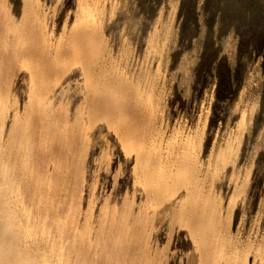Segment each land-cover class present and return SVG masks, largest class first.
<instances>
[{
	"label": "rangeland",
	"instance_id": "obj_1",
	"mask_svg": "<svg viewBox=\"0 0 264 264\" xmlns=\"http://www.w3.org/2000/svg\"><path fill=\"white\" fill-rule=\"evenodd\" d=\"M25 2L26 0H0V15L2 14L0 17L6 21L1 19L3 24L11 19L9 22L13 27L10 28L18 30L22 27L21 17ZM35 2L39 5L35 14L39 16V22L45 34L51 37L54 43L60 40L68 41L73 26L79 22L89 21L97 28L101 42L111 57L112 64L110 63L109 68H113V72L125 77L124 79H127L132 86H137L140 93H143L142 99L151 100L155 112L158 111L162 143L158 141L157 144L152 145L153 148L157 147L156 149L161 150V153L166 156L167 152L174 151L173 147L186 138L185 140L189 141L190 152L193 158L195 156L197 166L200 168L201 177L213 180L215 191L223 196L226 204L235 191V185L230 180L236 178L240 190L239 195L235 194L237 206H235L232 219L233 235H237L239 240L244 239L243 241L247 239L245 237L255 238L257 234L260 237L264 232V0H219L218 6L215 5L214 0L208 1V5L206 0H184L183 5L182 0H37ZM216 8L218 15L213 18L212 15ZM207 35L210 41L206 54L202 57ZM13 38L12 34L10 41L13 42ZM201 61L202 65L199 67ZM81 64L82 62L71 64L68 72L65 71L63 77L60 76L61 80L56 90L55 103L56 105L61 103V112L66 114L61 115L69 121L73 120L78 109L82 111L84 108L85 85L81 73L83 64ZM21 69L16 79L10 76L12 81L9 78L13 87L10 90L12 94L8 98L10 116L4 127L5 132L11 125L14 112L22 116L21 112L27 100L29 76L26 68L21 67ZM252 107H256L253 116L250 115ZM82 117L84 127L81 126L87 135L83 148L86 146L87 148L82 150L81 158L77 156L78 154L75 155L76 161L81 163L79 165L75 161L79 166L78 169L75 163L68 162L71 161L70 153H68L69 146L65 140L62 141L63 151L60 148V152L63 153L61 157L65 156V158L63 157L64 160L60 158L63 160H60L62 168L61 172H57L61 178L56 173L55 175L46 172L44 179L47 181L46 184L49 181L48 186L60 183L58 181L61 180L65 185L62 183L58 185L63 187L62 198L66 200L59 206L63 212L60 208L58 209L57 205L53 207V210L49 205L47 214L58 215L60 213L59 216H61L64 213L66 215L69 207L72 211L77 209L76 213L80 220L75 224V233L81 235L90 232L89 226L83 223L88 213L91 217L89 225L98 227L96 221L100 220L104 234L111 232V235L108 234L109 237L106 236L111 241L114 238L112 232L122 236L119 230L123 211L129 207L127 210L131 208L134 210V215L137 214L139 206L143 204L145 186L149 178L144 175L142 177L141 166L137 165L136 154L131 144L130 146L129 144L124 145L120 138H117L116 132L108 129L102 119H96L89 124L86 117L84 115ZM240 134L241 144L237 147ZM227 146L228 152L231 153L228 155L223 153L225 148L227 150ZM22 152V157H19L20 165L26 168L30 166L28 169L32 171L34 164L30 158L31 154L27 150ZM222 157L227 158L228 162ZM247 174H249V183L246 186L244 181ZM79 177L81 179L79 190L81 191L75 193L74 188L72 195V187L77 184ZM19 178V183L27 178V182L30 183L32 179V177H25L26 179L21 177L20 180ZM70 182L72 189L69 188ZM25 186L22 183V188ZM30 191L32 192V188ZM182 194L178 196L179 199L183 198L184 194ZM68 195H70L69 200ZM33 200H30L32 204L28 200L25 201L27 204L25 207L30 210L31 214L37 211ZM67 201L71 203L68 205ZM174 202L173 199L167 203L164 202L163 206L154 207L155 209L157 207V214L153 226L154 228L163 227L161 229L163 235L158 243L159 255L156 258L152 255L154 252L151 253L148 264H164L166 256L169 260H173L170 264H192L193 258H198L194 243L187 231L176 235L172 245L167 248L166 231L168 230L167 226L164 227L161 223V219L165 215L164 212ZM50 208L51 212L48 211ZM35 214L38 215V212ZM35 214L32 215L33 222L31 220L29 223L30 228L37 227L35 229L37 234L34 235V239H37L35 246L40 245L39 248L45 253L48 251L51 254L47 253L50 259L57 255L55 259H52L53 261L51 260L52 264H62L61 261L63 264H115L116 254L114 252L118 253L117 249L124 245V239H120L122 244L120 241L112 244V241L109 242L106 238L104 239L106 242L104 240L98 242L95 240V233L92 232L89 240H83L84 243L90 241L89 244H82L79 240L73 242L70 244L69 251L64 253L66 256L60 260V248L58 250L55 242L58 237L57 228L49 222L50 219L45 223L46 219L44 221L41 218L36 219ZM128 222L129 233L133 234H130V238H134L137 229L132 228L131 221ZM41 227L43 229L39 232ZM54 233L57 234L56 237ZM152 236L150 245L153 251L156 250L157 244L154 240L156 236ZM71 239H68V242ZM63 246L68 248L69 244ZM113 248L116 250L114 251ZM112 251L113 254H111ZM52 252L57 254L52 256ZM109 255L114 256L115 259ZM120 258L117 257V261H121L122 258ZM132 258L131 261L136 259L135 263H141L139 257L138 259L136 256ZM196 262L197 259L193 264ZM131 263L135 264L133 261ZM249 264H253L252 260Z\"/></svg>",
	"mask_w": 264,
	"mask_h": 264
},
{
	"label": "bare ground",
	"instance_id": "obj_2",
	"mask_svg": "<svg viewBox=\"0 0 264 264\" xmlns=\"http://www.w3.org/2000/svg\"><path fill=\"white\" fill-rule=\"evenodd\" d=\"M35 1L37 0H26L24 3L21 17V24L23 23V25L18 30L10 28L12 26L9 22L11 19L6 24H3L5 19L1 18L2 14L0 15V20L3 19L0 22V264H52L51 260L57 256V253L55 252L54 254L56 256L50 259L51 257L49 255L51 254L48 251L47 253L49 255L39 248L40 245L35 246L37 239H34V235L37 234L35 233L37 227L30 228L29 225L31 224L29 223L33 218L32 215L36 212H38V215L35 214L36 219L41 218L43 221L46 219L45 223L50 219L49 222L52 223L53 227L55 226L57 228L58 231H56L59 239L57 237V241L55 242L58 245V250L60 248V253L62 254L59 255L61 257L60 260L66 256L64 253L69 251L70 244L77 240L82 244H89L90 241L84 243L83 240H89L93 233H95L94 237L98 242L103 241L105 238L110 239L107 237H109L108 234L111 235V232L104 234L100 220L96 221L98 227L89 225V220H91L89 218L91 217H89L88 213L86 217L84 216L83 223L89 226L90 232L81 235L75 233V224L80 220V217L76 213L77 209L76 211H72L70 210L71 207L68 206L72 200L66 202H69L66 205L69 207L68 211L65 210L67 211L66 215L64 213L62 215L65 216H59V212L62 211V208L59 206L66 200V198H62L64 192L63 187L58 185L62 183L61 180L58 181L60 183H54V185L50 182L51 185L48 186L49 181L46 184L47 181L44 179L47 175L46 172L57 174L61 170L60 160L63 157L65 158V156L61 157L63 153L60 152V148L64 140L67 146H69L68 150H70L68 153H70L71 161L69 160L68 162L75 163L76 165V162L79 165L81 164L79 161H76L77 158H75V155L78 154L77 156L80 157L82 150L87 148V146L83 148L87 136L82 125L84 120L83 115L89 124L93 123L96 119H102L108 129H113L116 132L117 138H120V141L124 145L129 144L128 146H130L131 144L136 154L137 165L141 166L142 177L144 175V177L149 178L145 186L146 193L143 192L145 193V198L143 204L139 206L138 212H136L137 214L134 215V210L131 208L127 210L129 208L128 206L123 211V218L119 230L120 233L122 232V236L112 232L114 235V238L111 236L112 244L119 243L120 239H124V245L118 247L119 250L117 249L118 253L114 252L116 259L111 255L116 260V262L114 261L115 264H132V261L135 263V256L136 258L139 257L140 264H142V258L143 264H148V258L153 252L152 255H155L157 258L159 255L158 243L163 235L161 230L163 227L154 228L155 226H153V221L157 214V207L156 209L154 207L157 205L161 206L164 202L167 203V201L173 199L175 202L171 204L170 208L167 207L169 209L165 211L166 213L164 212L165 215L161 219V223L164 224V227L167 226L168 230V232L166 231L168 240L167 248L172 245L176 235H179L182 231H187L190 239L194 243L195 252L198 254V258H193L192 264L195 259H197L195 264H249L251 260L253 264L259 262L260 264L262 262L264 263V232L260 237L258 234L255 238L251 236L245 237L247 238L245 241H243L244 239L239 240L236 237L237 235H233L232 219L235 206H237L235 203V194L239 195L238 192L240 190L237 179L231 178L230 180L235 185V191L226 204L223 196L215 191L216 187L214 186L213 180H209L208 177H201L200 168L197 166L195 156L193 158V154L190 152L189 141L185 140L186 138L181 140L180 143H175L177 146L175 145L173 147L174 151L167 152L166 156L161 153V150H157L156 146V148H153L152 145L157 144L158 141V143H162V137L160 136L161 128L159 126L160 116L157 115L158 111L155 112L151 100L142 99L143 93H140L137 86H132L127 79H124L125 77L123 78L122 75L113 72V68H109L111 57L101 42L100 32L97 28L89 23V21L84 23L79 22V24L73 26L68 41L63 40V42L60 40L54 43L52 42V38L47 37L45 34L44 28L39 22V16L35 14L39 8L38 2L36 3ZM33 15L34 17H32ZM12 34L14 37L13 42L12 40L10 41ZM81 62L83 64H81V73L85 85L83 91L84 108L82 111L78 109L74 114L73 120L69 121L62 117L64 113L62 114L61 112V103L59 105L55 103L57 98L56 90L59 86V80L63 77V73L69 70L71 64ZM21 67L26 68L29 76V88L26 94L27 100L21 112L22 116L20 117L18 112H14L13 116L11 115V125L8 131L5 132L4 127H6L5 124L10 116L8 98L12 94L10 93L11 87H13L11 86V82L13 81V77L16 79ZM9 78L12 80L11 82H9ZM60 96L63 98V94ZM80 108L82 107L80 106ZM254 108L251 110L252 112L250 111L251 116L255 112ZM241 138L240 134L237 147L241 144ZM166 146L168 147V145ZM23 150H27L31 154L30 158H32L34 164V167L31 165L33 167L32 171L28 169L30 166L26 168L19 163L21 162L19 157L23 153ZM61 151H63L62 148ZM223 153L227 155L228 153L231 154L228 152V146L227 150L225 148ZM230 157L229 159H231ZM226 159L224 160L228 162ZM77 168L79 169L78 165ZM75 176L74 179H76ZM18 177H22V179L23 177H32V179L30 183L27 182L28 178H25V181L21 180L24 185L27 186L28 184V187L25 186L22 188V183H19L20 181L18 182ZM59 177L61 178V175ZM59 177L57 178L59 179ZM248 179L249 174H247L244 181L246 186L249 183ZM80 180L79 177L77 184L72 187L73 189L71 188L72 184L70 182L69 188L72 191L75 188V193L78 191L80 193L81 191L79 190V187H81L79 186L81 183ZM73 181V184H75V180ZM62 184L65 185L64 183ZM31 188L32 192L30 191ZM73 193L74 191L72 195ZM180 193L184 194L181 199H179L180 197L178 198ZM69 194L71 195L70 192ZM70 195L67 196V199ZM78 197L80 196L78 195ZM26 199L29 202L30 200L34 201L33 203L36 205L35 209H37L35 213L31 214L30 210H27ZM49 205L52 210L56 205L58 209L60 208L59 214H56L59 218L55 214H47V206ZM33 208L34 206L32 210ZM51 208L48 211L51 212ZM149 211L152 213L151 215ZM128 221L132 222V228L136 227L135 229H137L134 238L132 236L130 238L132 232L129 233L130 230L127 227ZM128 223L130 224V222ZM42 227L39 229V232L43 229ZM56 231L54 232L56 233ZM152 232V235L156 236L154 240L157 244L156 250L153 251L150 245L151 237L153 238L151 235ZM55 233L54 235L56 237L57 234ZM47 234L45 235L47 236ZM85 235L87 236L85 237ZM70 238L72 239L68 242ZM111 241L109 240V242ZM66 242L69 244L68 248H64L65 246H63L67 244ZM120 242V244L123 243L122 241ZM53 252L52 256L54 255ZM111 254H113V251ZM117 257H121L122 260L120 261L118 259L119 261H117ZM131 258L134 260L131 261ZM60 260L58 261L59 263ZM158 261L160 262V260ZM61 262L63 264V261ZM163 262L164 264H170L173 260H169L166 256Z\"/></svg>",
	"mask_w": 264,
	"mask_h": 264
},
{
	"label": "trees",
	"instance_id": "obj_3",
	"mask_svg": "<svg viewBox=\"0 0 264 264\" xmlns=\"http://www.w3.org/2000/svg\"><path fill=\"white\" fill-rule=\"evenodd\" d=\"M207 1V5H208V1L210 2L211 0H206ZM215 2V5L216 6H218L219 5V0H214ZM184 4V0H182V5ZM194 7L196 6V3L194 2ZM218 15V9L216 8V10H215V12L213 13V18H215L216 16ZM210 41V37H209V35H207V38H206V47H205V51H204V53H203V55H202V57H204V55L206 54V48L208 47V42ZM202 65V61L200 62V65H199V67Z\"/></svg>",
	"mask_w": 264,
	"mask_h": 264
}]
</instances>
